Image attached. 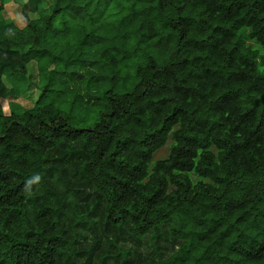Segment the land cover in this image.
I'll list each match as a JSON object with an SVG mask.
<instances>
[{"label": "trees", "instance_id": "trees-1", "mask_svg": "<svg viewBox=\"0 0 264 264\" xmlns=\"http://www.w3.org/2000/svg\"><path fill=\"white\" fill-rule=\"evenodd\" d=\"M23 17L0 20V264H264V0Z\"/></svg>", "mask_w": 264, "mask_h": 264}, {"label": "rangeland", "instance_id": "rangeland-1", "mask_svg": "<svg viewBox=\"0 0 264 264\" xmlns=\"http://www.w3.org/2000/svg\"><path fill=\"white\" fill-rule=\"evenodd\" d=\"M53 0H5V9L0 12V20L7 19L11 17L15 25L22 27L25 25V20L23 17V13H26L30 18H37L39 13L43 10H48L49 6ZM39 3V4H38ZM251 43V42H249ZM88 69L94 70L95 72L98 71L94 66H86L82 70H80L83 77L86 76V71ZM83 78H77L76 81H70V86L74 87V89L79 92L84 99H89L92 97L93 93H89V97L85 91L81 89L82 84L81 81ZM10 86V83L7 82ZM21 89V95L19 97H14L11 99L13 110L17 112H21L25 107H31L39 94L38 90V79H37V69L34 62L30 63L28 68V76L25 83ZM52 96H47L45 100L50 101ZM9 101H1L2 108L5 112H9L8 110V103ZM76 113L78 114L79 111L77 110ZM168 152V144L164 147L160 148L158 151L155 152L153 159L164 158Z\"/></svg>", "mask_w": 264, "mask_h": 264}, {"label": "clouds", "instance_id": "clouds-1", "mask_svg": "<svg viewBox=\"0 0 264 264\" xmlns=\"http://www.w3.org/2000/svg\"><path fill=\"white\" fill-rule=\"evenodd\" d=\"M39 179H40V178H39L38 175H35V176H33V177L27 179V180L25 181V185H24V190H25V192L30 191L31 186H32L34 183L38 182Z\"/></svg>", "mask_w": 264, "mask_h": 264}, {"label": "crops", "instance_id": "crops-1", "mask_svg": "<svg viewBox=\"0 0 264 264\" xmlns=\"http://www.w3.org/2000/svg\"><path fill=\"white\" fill-rule=\"evenodd\" d=\"M12 21H13V19H12ZM19 27V26H18ZM23 27V26H22ZM21 28V27H20Z\"/></svg>", "mask_w": 264, "mask_h": 264}]
</instances>
